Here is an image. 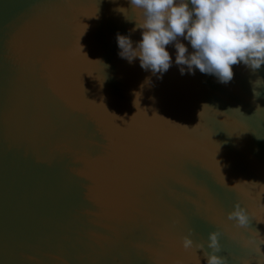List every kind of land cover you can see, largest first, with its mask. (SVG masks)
I'll return each mask as SVG.
<instances>
[{
    "label": "water",
    "instance_id": "1",
    "mask_svg": "<svg viewBox=\"0 0 264 264\" xmlns=\"http://www.w3.org/2000/svg\"><path fill=\"white\" fill-rule=\"evenodd\" d=\"M121 6L0 0V264H205L181 240L213 230L238 264L264 237V65L181 75L169 45L145 71L118 55L140 39Z\"/></svg>",
    "mask_w": 264,
    "mask_h": 264
},
{
    "label": "clouds",
    "instance_id": "2",
    "mask_svg": "<svg viewBox=\"0 0 264 264\" xmlns=\"http://www.w3.org/2000/svg\"><path fill=\"white\" fill-rule=\"evenodd\" d=\"M130 9L118 7L126 20L134 21L129 32L140 30L135 42L130 35L117 33L118 55L132 63L139 60L140 67L153 74L167 72L173 63L167 46L175 48V64L181 75L185 70L195 74L199 70L210 74L221 83L233 79V66L243 64L254 72L264 65V0H128ZM129 11L132 18H129ZM181 38L191 46L181 42ZM253 84L254 99L260 95ZM257 107L260 108L259 105ZM257 110V109H256ZM238 229L249 231V215L245 208L234 204L226 213ZM191 229L189 233H191ZM259 236L260 234L255 231ZM221 232L208 233L206 242L194 241L184 235L181 243L185 250L199 249L205 264H229V258L220 255ZM205 244L207 247H205ZM254 256L235 258L238 264H264V237L254 242ZM247 248V244H242Z\"/></svg>",
    "mask_w": 264,
    "mask_h": 264
}]
</instances>
